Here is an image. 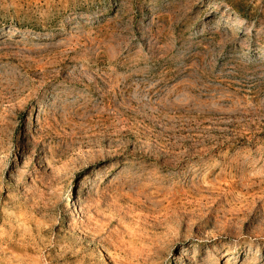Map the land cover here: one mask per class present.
Masks as SVG:
<instances>
[{
    "label": "rangeland",
    "instance_id": "374dc122",
    "mask_svg": "<svg viewBox=\"0 0 264 264\" xmlns=\"http://www.w3.org/2000/svg\"><path fill=\"white\" fill-rule=\"evenodd\" d=\"M0 264H264V0H0Z\"/></svg>",
    "mask_w": 264,
    "mask_h": 264
},
{
    "label": "bare ground",
    "instance_id": "6f19581e",
    "mask_svg": "<svg viewBox=\"0 0 264 264\" xmlns=\"http://www.w3.org/2000/svg\"><path fill=\"white\" fill-rule=\"evenodd\" d=\"M75 209V204H73L72 210Z\"/></svg>",
    "mask_w": 264,
    "mask_h": 264
}]
</instances>
